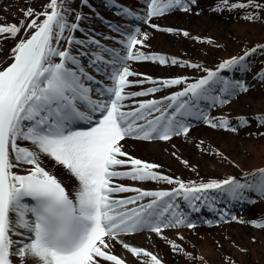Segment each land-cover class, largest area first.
<instances>
[{
	"label": "snow or ice",
	"instance_id": "snow-or-ice-1",
	"mask_svg": "<svg viewBox=\"0 0 264 264\" xmlns=\"http://www.w3.org/2000/svg\"><path fill=\"white\" fill-rule=\"evenodd\" d=\"M196 2L145 0L146 15L136 18L148 23L171 10L189 12L190 5ZM224 7L264 8V4H254L253 0L248 3L221 0L214 10ZM124 12L133 15L127 9ZM23 14L27 23H0V39L16 38L22 35V30L29 31L27 38L20 39L12 49V62L0 69V264H130L111 252L113 241L121 243L140 264H162L157 255L130 246L120 237L142 231L160 235L165 228L181 226L194 228L196 225L176 200L180 196L188 209L199 212L200 204L207 199L201 194L208 190H220L232 200L244 199L245 190L264 194V169L259 170L255 184L241 183L234 177L199 185L185 184L159 175L154 171L158 165L128 156L121 144L128 137L168 140L173 134L187 135L189 128L183 120L191 115L202 117L211 127L237 131L229 126L227 119L215 122L208 118L200 104L210 101L222 105L237 90L246 92L248 88L244 84L232 83L219 72L241 65L257 48L224 61L215 71H207L205 77L167 97V104L148 100L139 102L136 109L125 110L123 102L129 98L126 87L139 83L129 81L128 77L134 73L126 61L167 62L162 56H148L138 50V46H146L147 33L139 28L126 33L119 26L114 29L125 37L121 41L123 53L102 49L111 59L104 60L97 55L90 65L97 72H102L101 64L107 67L102 74L109 83L104 85L85 71L70 47L60 46L61 40H66L69 46L84 43L71 35L79 25L68 22L64 0H48L45 11L36 13L28 8ZM245 18L258 17L249 14ZM259 48L264 51V46ZM191 67L199 68V65ZM259 78L264 80V73ZM162 83L179 85L184 80ZM92 84H96L95 89ZM156 91L150 88L132 95L147 96ZM216 92L219 95L213 94ZM258 122L264 126V114L258 117ZM248 123L247 119L240 118V127ZM85 124L87 127H81ZM21 142H28L30 146L23 147ZM43 157L50 158L75 178L78 185L73 191L44 166ZM125 165L130 166L128 171L117 170V166ZM19 169H23V174L14 171ZM114 177L164 181L178 187L170 191H144L113 186ZM117 192L137 195L115 199L112 194ZM253 226L264 228V222H254ZM169 243L174 251L191 256L175 241Z\"/></svg>",
	"mask_w": 264,
	"mask_h": 264
},
{
	"label": "bare ground",
	"instance_id": "bare-ground-1",
	"mask_svg": "<svg viewBox=\"0 0 264 264\" xmlns=\"http://www.w3.org/2000/svg\"><path fill=\"white\" fill-rule=\"evenodd\" d=\"M64 2L68 9V22L79 25L78 29L71 35L76 40L84 41V43L69 46L66 40H61L60 46L70 47V51L73 55H77L82 65H87L84 66L86 72L91 74L96 81L104 85L108 84L109 81L102 74L108 70L107 67L101 64L102 72H97L90 66L91 61L97 55L102 56L104 60L111 59L97 47L102 45L109 50L123 53L121 41L125 37L115 31L112 26H119L121 31H134L136 28L129 25V20H134L136 17L143 18L146 15L147 4L145 0H108L104 2L102 8H99V5H102V0L99 3L98 0H86V2L85 0H64ZM229 3L236 2L229 0ZM47 4L48 0H0V23L18 24L21 21L27 23V18L23 14L24 10L31 8L36 13H40L46 10ZM218 4H221V0H197L195 4L190 5L191 11L189 12L171 10L162 16L153 17L148 23L139 19L143 25L142 28L138 27L141 32L149 34L152 32L151 27L153 25H158L160 32L153 33V37L146 41V46H138V50L148 56H162L167 62L161 64L158 60L126 61L134 73L128 77L129 81H139V83H132L126 87L125 91L129 94V98L123 102L126 105L125 110L136 109L139 102L148 100H159L167 104L166 98L180 92L181 85L205 77L207 71L217 70L221 63L230 58L231 55L228 52L233 47L230 39L242 36L243 30L228 23V20L234 17L235 8L224 7L223 10L216 11L214 9ZM92 6L93 8H91ZM125 9L133 15H125ZM77 16L80 17L79 20L76 19ZM168 29L172 31H167ZM184 32L189 35H183ZM28 35L29 31L22 30V35L16 38L0 39V69L12 62L10 59L12 49L20 39L27 38ZM65 35L67 36L68 33L66 32ZM92 41L98 42V44L92 43ZM218 47L224 48V54L221 58L217 53ZM83 58L87 61L82 60ZM172 60L177 61V63H171ZM193 64L199 65V68L191 67ZM194 70L196 75L193 74ZM230 72V69H224L219 72V75L225 79L222 74ZM172 79H182L184 83L170 86H165L162 83ZM92 87L95 89L96 84H92ZM150 88H156L158 91L147 96L132 95ZM217 93L213 94L216 95ZM239 93L240 90H237L229 98V101H232L222 105L211 102L209 104L203 103L202 113L215 122L221 118L227 119L229 126L234 127L233 125L238 126L240 118L247 119L245 113L248 112V107L245 108V106H251V112L255 115L264 112V107H261L259 102L254 103L243 96H238ZM93 98H96L95 95ZM154 115L158 116L160 113H154ZM197 122L202 123L204 127L192 128L187 135L181 133L172 139L161 140V142H156V139L143 140L128 137L121 141L122 151L134 159L158 165L159 167L154 171L159 175L168 176L174 180H182L185 184H191V181L201 184L200 182L214 180L213 177L219 176L233 177L234 170L240 169L245 163L246 158L242 155L245 150L252 155L249 162L251 170L264 168V144L257 146L244 142L242 138L229 141L231 137L229 130L222 127H211L202 117L198 118L197 116L191 126H195ZM21 146L29 147L30 145L28 142H21ZM121 159H127V157H121ZM43 161L44 166L52 170L69 191H73L78 185L75 178L62 166L56 165L53 160L47 157H43ZM229 166H233L234 169L229 168ZM129 168L128 165L117 166V170L121 172L128 171ZM14 171L23 174V169ZM121 179L114 177L112 179L113 186L134 187L144 191H170L178 187L175 183L168 184L164 181H138L127 177ZM211 194L213 193L207 192L201 195L204 197V195ZM136 195L135 192L112 194L115 199H125ZM176 200L183 210L188 209L186 202H182L181 196L177 197ZM261 213H264V210L250 214L246 209L244 219L247 225L234 223L228 226L225 234L228 236V241L220 232L210 233L203 223H195L196 228L191 229L184 226L165 228L160 235L142 231L122 235L120 239L130 246L145 249L157 255L162 264H225L222 254L244 263L243 251H249L255 260L263 261L260 250L264 251V234L260 231L250 232L247 227L249 222L252 224V218ZM193 231L196 233L193 234ZM250 234L258 238L261 242L259 246L252 245ZM179 237H183V239ZM13 239L21 240L23 237H13ZM170 241H175L184 253H190L191 256L174 251ZM111 252L129 261L130 264H140L121 243L113 241ZM200 257L203 259H199Z\"/></svg>",
	"mask_w": 264,
	"mask_h": 264
},
{
	"label": "rangeland",
	"instance_id": "rangeland-1",
	"mask_svg": "<svg viewBox=\"0 0 264 264\" xmlns=\"http://www.w3.org/2000/svg\"><path fill=\"white\" fill-rule=\"evenodd\" d=\"M233 1L236 3H248V0H232V2ZM253 3L264 4V0H253ZM175 11H181V9H176ZM249 14L258 18L254 20H248L245 17ZM233 16L234 17L232 19L228 20V23L235 26L236 28H241L243 30V34L240 37H233L232 39H230L232 40L233 47L228 52V54L231 55L229 59L233 57L243 56L245 52H250L253 48H257L258 50L257 52L249 55L243 61V63H241V65L233 66V68H231L232 71H238L239 76H236L231 80L230 78H228V75H225V79L229 80L232 83H236L239 82V78L244 73L245 78L242 80V84H244L248 88V90L246 92L240 91L238 96H243L247 100H250L254 103L259 102L260 106L264 107V80H261L259 78L260 74L264 73V51H261L259 48V46H264V8H235ZM158 28V25H155V27H151L152 32L148 34L149 38L153 37V33L160 32ZM217 50V53L221 58L224 54V48L218 47ZM238 66H240L241 68L236 69V67ZM193 74L196 75L195 70L193 71ZM186 86L187 85H181L180 88L184 89ZM231 101L232 100H230L229 102ZM245 108L248 109V112L245 113V116L249 123L245 127H240V123L238 124V126L233 125L237 129V131H228L229 134H231L229 141H232L235 138H242L244 142L261 146L264 144V135H260V133H264V126H261L259 124L258 117L264 114V112L260 113L259 115H255L253 112H251V106H245ZM200 127H204V125H200ZM157 142H161V140L159 139ZM242 155L246 158L245 163L242 164L240 169L234 170L233 177L235 179H237L238 177H242L244 181L242 183L247 182L249 184H255L260 175V169L252 171L249 168V162L252 159V155H250L246 150L242 152ZM229 168H233V166H229ZM212 179L214 180H208L204 183H209L212 181H223L227 178L219 176L213 177ZM179 181L182 182V180ZM191 183L199 185L198 182L191 181ZM259 195V197L255 196L253 199H249L252 202L251 205L247 208V211L250 212V214L264 210V194L259 193ZM245 212L246 210H242L234 213L235 220L233 221L229 220L227 222H219L215 225H207L206 228L210 233L220 232L224 239L228 241V236L225 235L228 226H231L234 223L247 225L244 219ZM254 222H264V213H261L259 216H255V218H252V224H250L249 222L247 226L250 232L254 233L256 231H260V233L264 234V228L254 227ZM195 233L196 231H193V234ZM249 237L252 241L253 246L260 245L261 242L257 237L252 234H250ZM199 239L201 240V238ZM213 244H216V242H213ZM243 255L245 259L243 260L244 263H242V261H236L230 256L224 254H222L221 256L225 264H264V251L260 250V255L263 261H260L259 259L255 260L249 251H243Z\"/></svg>",
	"mask_w": 264,
	"mask_h": 264
}]
</instances>
